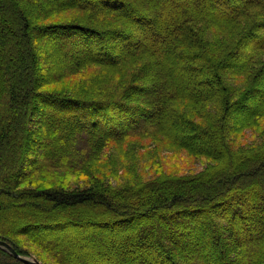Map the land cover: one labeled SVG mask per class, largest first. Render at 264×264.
Instances as JSON below:
<instances>
[{
    "label": "trees",
    "instance_id": "obj_1",
    "mask_svg": "<svg viewBox=\"0 0 264 264\" xmlns=\"http://www.w3.org/2000/svg\"><path fill=\"white\" fill-rule=\"evenodd\" d=\"M62 1L55 7L46 6L51 0H0V241L43 264L18 248L13 240L17 231L25 235L48 227L86 229L80 223L87 221L105 230L90 233L86 252H76L71 240L48 242L59 264H264V147L238 152L228 144H215L221 169L217 161L200 173L150 178L138 175L123 159L118 164L111 159L145 149L139 144L145 138L151 144L166 141L171 151L205 156L202 149L170 139L166 122L192 119L198 107L206 113L202 105L212 98L224 119L231 108L229 95L236 93L223 78L228 59L247 48L241 53V71L254 52L264 49V32L254 30L261 22L253 19L236 43L227 39L226 29L229 22L248 17L250 7L264 8V0H245L239 7L235 0ZM216 5L230 11L214 10ZM60 7L80 10L84 19L39 25V12ZM241 7L239 14L236 9ZM160 18L163 28L153 32L151 43L143 42L135 31L140 25L148 29ZM213 32L221 38L214 48L209 42ZM54 34L89 54L76 56L75 65L96 66L100 80L108 79L106 85L100 88L89 80L79 85V92L41 89L76 73L48 62L40 66L47 54L42 52L44 42ZM40 36L43 42L37 43ZM122 46L126 49L114 58L113 50ZM49 54L67 58L75 52L57 46ZM132 57L136 61L130 62ZM148 68L155 80L151 88L140 83V70ZM130 91L150 97L147 106L130 103ZM245 95L264 98V89L254 85L239 92L251 113L255 108ZM220 117L202 116L203 126L188 129H197L195 135L203 140L211 138V146L226 136ZM78 133L86 140L78 142ZM102 155L107 170L89 171ZM45 166L57 171L76 168L91 180L78 190L28 188ZM119 170L130 178L112 187L106 173ZM219 214L228 220H215ZM12 263L24 264L0 247V264Z\"/></svg>",
    "mask_w": 264,
    "mask_h": 264
},
{
    "label": "rangeland",
    "instance_id": "obj_2",
    "mask_svg": "<svg viewBox=\"0 0 264 264\" xmlns=\"http://www.w3.org/2000/svg\"><path fill=\"white\" fill-rule=\"evenodd\" d=\"M237 3V6H242L245 4V0H235ZM58 4H64L62 0H51V3H47L46 6H58ZM260 4H263L261 2ZM66 6V5H64ZM67 6H72L68 3ZM74 7V6H72ZM72 7H60L58 10H54V12H39L40 22L39 25H46L48 23H64L69 21H79L81 19L80 10H77ZM77 7V6H76ZM72 8V9H71ZM86 10V9H85ZM214 10H222L225 13L229 12L230 10L228 8H222L220 6H214ZM241 8H237L236 11L240 14ZM249 16H243L240 17L241 20L232 23L229 22V29H226L229 33L227 39L231 41L237 42L242 35L244 34L243 29L248 28L250 25V22L255 19L257 22H261L260 25L254 26V30L256 32H264V8L260 9V7H250L249 9ZM88 11V10H86ZM92 11V10H90ZM115 13H120L117 10H113ZM87 13V12H86ZM121 14V13H120ZM105 16V15H104ZM108 17V16H106ZM126 17V16H124ZM111 19L110 17H108ZM90 19V23H91ZM108 23V22H107ZM111 23V22H110ZM109 23V24H110ZM115 23V21H113ZM106 24V23H105ZM102 25L103 28H109L105 27L108 25ZM141 28L137 29L135 33H137L138 36H140L143 40V42L151 43L152 39L156 37V33L153 32H159L163 28V20L160 18L159 22L152 23L151 25L147 27H144V25H140ZM102 30V29H101ZM110 30V29H109ZM149 33V34H148ZM154 34V35H153ZM106 33L104 34V36ZM43 37L40 36L38 39H35L37 43L40 41L43 42ZM210 37V36H209ZM145 38V39H144ZM209 40V39H208ZM109 40H106L108 42ZM209 42H212V47L216 46L217 44H221V38L217 34V32H213V38L212 41L209 40ZM214 45V46H213ZM250 44L247 45V47ZM57 46H61V48L64 51H70L74 50L75 55L74 57L67 56L61 57L62 55H55L52 54L48 56V50L56 49ZM99 48V47H98ZM122 48V49H121ZM242 48V47H241ZM120 49V50H119ZM119 49L113 50V57L116 58L119 56V53L123 51V49H126V47H120ZM43 51L47 54L41 58H45L44 62H41L40 66H44L43 64H46L47 62L50 64H53L55 66H61L63 69H74L75 75L69 78H63V80L45 85L41 87L43 90H48L50 92L56 93L59 91H72L73 92H79V89H81L82 86H79L81 83L85 81H94L95 83H98V86L102 88L103 85H106L108 79H102L100 80L101 76L99 75V71L97 70L96 66L92 65V67H82L81 64H76V56H80L83 58L89 57V54H81L80 48H78L77 45H68L65 44L61 40V36L58 34H54L53 36L48 37L47 41L44 42ZM105 50V49H104ZM216 50V49H215ZM248 51L247 48L239 49V51H235L230 58L228 59V66L226 68V73L223 75L224 81L229 87L236 91V93H233L229 95L230 103L229 106L231 107L227 113L224 119L222 118L223 110L220 108L219 103L215 102L212 99L205 101V103L202 105L204 106L205 110L203 114L202 111H200V108H196L195 110H198L199 113L195 114L193 118L191 119H185V121L181 120H173V121H167L166 124L169 126L167 128L169 130V135H167L170 139L175 137L174 141H177L178 143L185 144L186 146H190L192 149H202L203 152H205V156H189L185 151H171L166 141H162L161 143H154L151 144L150 138L142 139L143 142H140L141 148L145 147V149H138V151L134 152H124L123 154L118 156H114L111 159H113L114 163L117 162L120 163L121 159L124 160V162L133 168H137L138 171L136 173L138 175H141L143 178H150L153 176L158 175H188L193 173H200L201 171H204L206 168H213L216 166L218 158L217 156H220L217 152H214V145L216 144H228L233 150L235 151H244L248 147H256L255 151L261 149L264 147V98H260L259 96H247L245 95L246 102L249 100V103L252 104V108H255L253 111H248L245 107V104L242 102V99H239L238 94L243 89L247 88L248 86L252 87L255 85L256 88L264 89V49L261 51L254 52V55H251V59L246 61V65H244L243 70H239V67H241L243 60L241 58L242 51ZM228 50L225 52V55H229ZM86 56V57H85ZM124 56V55H123ZM70 57V58H69ZM131 61H136V58L133 59V57L130 59ZM79 67V68H78ZM142 71V79L140 80V83L143 84V87L151 88L153 86V82L155 81L154 78H152V72L150 68H148L146 71L144 69H141ZM196 74L198 72H195ZM104 80V81H103ZM208 97V95H207ZM205 98V100L209 98ZM244 98V97H243ZM150 99V97H146V94L144 92H132L127 94V100L130 103L139 104L141 106L146 107L147 100ZM215 104V105H214ZM262 105V106H261ZM257 109V110H256ZM256 110V111H255ZM193 115V114H192ZM211 115L212 117L219 118L220 121H223V129L226 133V136L223 138V140L220 139L216 141H212L211 146H209V141L211 138H206L203 140V138L195 135L197 133V129H188L190 125H195V127L201 125L203 126V119L202 116ZM176 118V117H175ZM189 120L191 122H189ZM206 124L208 125V122L206 120ZM78 142H83L86 140V137L84 134L78 133L77 135ZM189 140L186 141L184 138ZM191 137V139H189ZM169 143H173L172 141H168ZM193 142V143H190ZM185 146V147H186ZM74 150H79L80 148L78 145L73 146ZM81 152L80 154H82ZM103 154V153H102ZM106 155H102L100 157L99 162H94L89 165V171L99 173V168H104L105 171L107 170L108 166H106V162L108 160H105ZM253 159V158H251ZM101 162V164H100ZM123 162V163H124ZM220 163V167L218 169H221L222 163ZM218 169H215L218 170ZM110 186H118L120 182L127 180L130 178V174H128L127 171L119 170L118 173L113 175H108L106 173ZM91 180L90 176H87L85 174H82L81 171H79L76 168H72V170L68 169H62V170H52L50 168H47L46 166L41 168L34 177V181H32L31 186H27L28 188H33V186L41 185L43 187H50L54 186L57 188V186L63 187L66 190H78V189H84L88 186L89 181ZM25 187V184L23 185ZM82 212H87L86 210ZM95 214V212H93ZM86 216V215H85ZM215 220H220L222 222H226V218H224V215L221 214L216 217ZM80 222V221H79ZM77 222V223H79ZM81 225L88 226L89 228H81V227H72L73 229H59L55 227H48L43 229L42 233H37L35 231H32L29 234H20V231H17V235L14 236L13 240L16 242L18 248L22 251H25L29 254H32L36 256L43 264H59L56 260L57 256L49 250L47 247L48 242L54 243L55 241L62 240H71L73 244V249L75 251L83 252L89 250L87 247L91 240L90 233L93 232H103V230H96L97 228H93L90 226V224L86 221L85 223L81 222ZM92 228V229H90ZM219 230V229H218ZM208 231V230H207ZM97 234V233H95ZM99 234V233H98ZM207 235H211V232L209 231L206 233ZM94 237V236H93ZM107 240V239H106ZM115 242V241H114ZM106 245H110V242L107 241ZM85 246H87L85 248ZM72 249V250H73ZM24 257V256H23ZM93 257V255H92ZM27 259L33 260L36 259L35 257H26ZM94 258V257H93ZM37 260V259H36ZM61 264V263H60ZM161 264V263H159Z\"/></svg>",
    "mask_w": 264,
    "mask_h": 264
},
{
    "label": "water",
    "instance_id": "obj_3",
    "mask_svg": "<svg viewBox=\"0 0 264 264\" xmlns=\"http://www.w3.org/2000/svg\"><path fill=\"white\" fill-rule=\"evenodd\" d=\"M0 247L3 248L4 250H6L7 252H9L16 260L21 261L24 264H41L39 261L33 259H27L25 257H22L20 255H18L13 248H11L7 243L0 241Z\"/></svg>",
    "mask_w": 264,
    "mask_h": 264
},
{
    "label": "bare ground",
    "instance_id": "obj_4",
    "mask_svg": "<svg viewBox=\"0 0 264 264\" xmlns=\"http://www.w3.org/2000/svg\"><path fill=\"white\" fill-rule=\"evenodd\" d=\"M235 243V242H234ZM14 247V246H13ZM3 252V251H2ZM5 253V252H4ZM18 253V252H17ZM7 255V254H6ZM13 264V263H12ZM238 264V263H237Z\"/></svg>",
    "mask_w": 264,
    "mask_h": 264
}]
</instances>
